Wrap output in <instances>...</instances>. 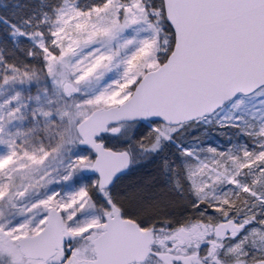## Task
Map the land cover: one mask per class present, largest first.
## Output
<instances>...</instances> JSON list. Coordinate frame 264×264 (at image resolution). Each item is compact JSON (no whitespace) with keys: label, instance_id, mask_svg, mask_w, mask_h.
Returning a JSON list of instances; mask_svg holds the SVG:
<instances>
[{"label":"snow or ice","instance_id":"1","mask_svg":"<svg viewBox=\"0 0 264 264\" xmlns=\"http://www.w3.org/2000/svg\"><path fill=\"white\" fill-rule=\"evenodd\" d=\"M0 264H264V0H0Z\"/></svg>","mask_w":264,"mask_h":264}]
</instances>
